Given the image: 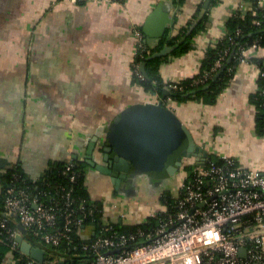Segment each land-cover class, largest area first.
<instances>
[{"label":"crops","instance_id":"obj_1","mask_svg":"<svg viewBox=\"0 0 264 264\" xmlns=\"http://www.w3.org/2000/svg\"><path fill=\"white\" fill-rule=\"evenodd\" d=\"M250 1L0 0V175L18 164L37 179L53 162L87 160L95 137V160L105 164V129L113 119L132 104L168 99L133 80L136 29L152 51L172 48L160 74L166 82H179L198 75L207 51L224 36L226 20ZM158 6L162 16L146 33L147 19ZM203 17L206 27L192 39V47L172 54L176 47L170 39ZM257 53L264 58V48ZM260 71L257 62L241 64L212 103L168 100L207 156L264 167V134L252 100ZM206 157L189 154L164 179L129 174L119 189L110 175L89 164L88 190L112 223L136 225L161 214L166 206L162 193L178 194L192 165Z\"/></svg>","mask_w":264,"mask_h":264},{"label":"built area","instance_id":"obj_2","mask_svg":"<svg viewBox=\"0 0 264 264\" xmlns=\"http://www.w3.org/2000/svg\"><path fill=\"white\" fill-rule=\"evenodd\" d=\"M252 5L245 2L239 9L244 12ZM135 35L137 55L151 54L143 32L136 29ZM259 47L258 40L241 47L238 66L255 62ZM226 54L227 50L217 59L214 70L223 65ZM137 73L145 77L142 70ZM260 75L264 73L260 71ZM257 91L264 94L263 88ZM220 158L225 163L207 156L192 165L179 193L172 196L173 204L165 206L150 233L142 229L130 234L114 231L105 214L99 230L85 229L84 219L94 209L88 210L85 200L72 197L73 187L59 186V194L49 198L42 191L33 196L16 181L19 175L14 173L1 208L0 243L7 249L0 264H54L46 258L39 262L24 256L18 240L24 234L21 226L54 246L63 244L74 250L79 258L73 264H264V167H244L233 157ZM73 159L66 168L72 171L71 180L76 178ZM138 238L141 241L133 243Z\"/></svg>","mask_w":264,"mask_h":264},{"label":"trees","instance_id":"obj_3","mask_svg":"<svg viewBox=\"0 0 264 264\" xmlns=\"http://www.w3.org/2000/svg\"><path fill=\"white\" fill-rule=\"evenodd\" d=\"M250 2L251 5H253L249 10L242 12L237 8L226 20V32L224 36L219 39L215 46L209 48L198 75L179 82L164 81L160 74V66L166 60V57H151L155 51L160 49L156 48L153 51L151 50V54L147 55L144 53V56H136V59L132 64L133 80L140 83L144 89L148 91H156L163 99L171 98L172 100L182 101L190 98H202L210 103L215 102L218 94L226 87L236 72L240 61L239 49L241 47L250 46L256 40H258L259 48H264V7L259 4L258 0H251ZM206 19V17L196 18L186 27H182L178 30V33L170 39V44L176 47L172 54L178 55L192 47V39L206 27ZM183 38L185 39L179 43ZM146 46L148 47L147 43ZM226 50L227 54L223 60V65L219 69L214 70L215 62L223 53H225ZM254 61L260 65L261 71L264 73V58L256 57L254 58ZM144 62L146 63L145 68L149 78L146 76L141 78L137 73L141 72V66ZM218 72L220 73L218 74ZM172 84H176L177 87L173 88L171 86ZM258 86L264 89V75H259ZM252 100L259 109L257 119L258 128L264 134V94H260L257 91L252 94ZM164 104L167 105L165 101ZM211 158L219 164L225 163V160L220 157L212 155ZM69 161L70 159L53 162L37 181H34L33 178L29 177L18 164L1 173V182L4 187H2L0 191V215L3 214L1 208L3 205V198L6 194V188L13 183L14 173H17L19 179L16 181L19 183L21 182V184H23L33 196H36L42 191L46 192L49 198L52 194H59L56 193L59 186H63L65 189L73 187L72 197H74L76 201L85 200V205L88 210L91 209V207L94 209L93 213L89 216L87 215L84 219L83 227H85V229L93 228L99 230L104 224V209L100 201L92 199L88 190L87 172L89 163L87 160L74 158L73 161L75 166L73 167V170L76 172V178L71 180L72 171H66ZM167 174V171L163 170L154 177L164 179ZM161 200L166 205L173 204V197L169 192H163ZM160 216L161 214L158 216H149L146 221L136 225L112 222L111 224L114 231L119 233L130 234L136 232L138 229L150 233L156 229ZM63 219L61 218V220ZM11 223L16 225L14 220ZM24 235L25 238L35 246L44 248L46 251L45 258L53 260L54 264H73V259L78 260L79 258L74 250H70L63 244L54 246L35 236L28 230ZM77 238L78 235L75 236V240ZM139 239L140 238L133 240V243L141 241ZM141 239L143 240L144 238ZM6 249L7 247L0 243V256L5 253Z\"/></svg>","mask_w":264,"mask_h":264},{"label":"water","instance_id":"obj_4","mask_svg":"<svg viewBox=\"0 0 264 264\" xmlns=\"http://www.w3.org/2000/svg\"><path fill=\"white\" fill-rule=\"evenodd\" d=\"M161 8L158 6L148 17L146 33H149L154 20L162 16ZM171 50L172 48L165 47L151 57L167 55ZM145 64H142L141 70L149 78ZM105 130L107 145L103 150L106 163L95 160L93 153L96 137L89 146L87 162L100 172L110 175L118 189L122 180L128 178L129 174L132 177L156 176L166 170L172 176L183 164L184 157L189 154L196 155L201 152L204 157L208 155L206 150L196 144L192 133L175 110L163 102L132 104L117 115ZM21 230L24 234L27 232L22 226ZM24 234L18 236L21 250L43 262L46 257L45 249L32 244ZM115 251L117 250L111 252Z\"/></svg>","mask_w":264,"mask_h":264}]
</instances>
